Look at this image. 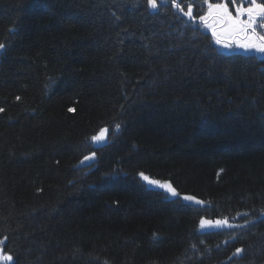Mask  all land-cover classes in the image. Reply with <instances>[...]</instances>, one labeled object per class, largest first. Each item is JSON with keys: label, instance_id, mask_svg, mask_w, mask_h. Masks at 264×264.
Segmentation results:
<instances>
[{"label": "trees", "instance_id": "1", "mask_svg": "<svg viewBox=\"0 0 264 264\" xmlns=\"http://www.w3.org/2000/svg\"><path fill=\"white\" fill-rule=\"evenodd\" d=\"M175 2L196 19L173 0H0L12 264H264V58L222 52L202 0Z\"/></svg>", "mask_w": 264, "mask_h": 264}, {"label": "snow or ice", "instance_id": "2", "mask_svg": "<svg viewBox=\"0 0 264 264\" xmlns=\"http://www.w3.org/2000/svg\"><path fill=\"white\" fill-rule=\"evenodd\" d=\"M164 2H167V0H164ZM231 2L237 5L235 15L230 11L227 2L214 3L211 0H202V4L206 5V11L199 15L198 22L211 31L216 44L224 48H231L235 45L245 52L264 55V3L257 2V0H248L247 6H245L244 4H237V0H231ZM173 3L175 8L184 16H187L190 21L196 19L193 16L191 2L186 3V11L180 3H176L175 0H173ZM147 4L152 10H157L160 6L158 0H147ZM3 48L4 45L0 43V50H3ZM3 111L4 109L0 108V112ZM116 129L119 130V125L116 126ZM107 131V129H102L98 135L91 138L92 141L96 143L103 141L106 138ZM94 155L95 153L92 156H86L85 160L94 158ZM140 176L149 184L164 188L174 196L179 195L171 184L150 179L144 173H140ZM184 199L192 200L193 197L185 196ZM196 203H202V201H196ZM204 223L205 221L201 222L202 225ZM216 223L221 225L222 222L216 221ZM223 223L226 224L227 221L225 220ZM241 252H243V249L238 248L234 255ZM12 262L13 255L5 251L4 241L0 240V264H12Z\"/></svg>", "mask_w": 264, "mask_h": 264}, {"label": "rangeland", "instance_id": "3", "mask_svg": "<svg viewBox=\"0 0 264 264\" xmlns=\"http://www.w3.org/2000/svg\"><path fill=\"white\" fill-rule=\"evenodd\" d=\"M218 48L224 52V53H227V54H243V55H254L258 58H264V55L262 54H259V53H254V52H245L244 50L242 49H239L237 48L235 45H233V47L231 48H224L223 46L221 45H218ZM105 137H106V134H105ZM106 140V138L101 141V142H104ZM96 143V142H95ZM100 143V142H99ZM90 161V159L86 160L85 161V164L88 163ZM153 186H157V185H154V184H151ZM165 191V190H164ZM167 191V190H166ZM165 191V192H166ZM169 191H167L166 193H168ZM171 197H176L174 195H171L170 193H168ZM225 227H228V224H224L223 222L221 223V225H217L216 222H211V221H205V223L202 225L201 224V230H206V231H210V230H218L220 228H225Z\"/></svg>", "mask_w": 264, "mask_h": 264}]
</instances>
